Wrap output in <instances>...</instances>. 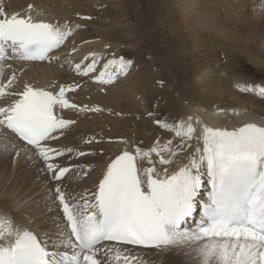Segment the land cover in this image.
Segmentation results:
<instances>
[{"label":"snow or ice","instance_id":"1","mask_svg":"<svg viewBox=\"0 0 264 264\" xmlns=\"http://www.w3.org/2000/svg\"><path fill=\"white\" fill-rule=\"evenodd\" d=\"M32 8L29 5L28 14L20 15L7 13L0 4V61L56 59L50 54L72 34L67 23L33 18ZM99 55L89 53L91 63L76 64L77 73L87 76L95 71ZM131 63L124 57L110 59L93 79L111 83ZM113 67L115 71L110 70ZM14 78L0 84V97L9 94ZM67 90L71 89L64 85L55 92L26 83L23 91L11 93L17 98L0 107V129L10 130L31 146L57 181L69 168L50 162L53 155L60 157L64 151L50 147L47 141L74 123L56 114L57 108L78 107L66 98ZM241 90L264 96V87L258 85H245ZM194 119L200 125L198 135ZM155 122L180 140L175 150L171 139L161 143L157 138L147 148L124 141L125 148L107 163L91 198L73 204L74 197L56 187L67 232L58 244L51 245L53 250L33 231L0 214V264H103L97 254L104 241L184 246L195 253L199 264H264V124L219 127L191 115L171 123ZM185 149L187 162L169 172L173 159ZM197 211L199 219L188 227ZM112 258L130 264L119 248Z\"/></svg>","mask_w":264,"mask_h":264},{"label":"rangeland","instance_id":"2","mask_svg":"<svg viewBox=\"0 0 264 264\" xmlns=\"http://www.w3.org/2000/svg\"><path fill=\"white\" fill-rule=\"evenodd\" d=\"M190 1L81 0L78 4L79 8L76 9L73 2L68 0L60 2L61 8L63 5H67V7H63L62 11L54 0H23L22 5L17 3L16 10L12 11L18 13L27 10L26 12H29L28 6L33 5L31 14L38 13L40 16L42 15L43 20L53 23L58 22L61 25L67 23L72 28V34L68 37L65 45L61 49H57L54 52L55 55H52L57 57L56 59L48 60L42 65L34 67L28 76L27 73L23 75L24 70H28L27 62L24 64L16 60L0 61V65H3L0 68L1 84H6L13 75L15 77L7 89L9 94L0 97V104H10L13 99L17 98L11 93L23 90L25 83L19 85L21 77L23 80L30 79L31 85L40 86L35 85L34 81L41 80L40 70L44 69L50 73L62 74L64 72L63 75L67 76L60 82L56 78L48 80L41 87L47 90L45 86L54 85L57 82L58 87L60 85H64L66 88L70 87L71 90L68 92L72 93L70 97L78 104V107L69 108V110H79L78 115L83 113L84 104L87 106L84 110L86 114L88 113V117L84 118L86 120L82 121L83 124L78 123V125L80 124L79 128H76L74 123L69 124L63 130L55 133L56 139L47 141L50 147L64 151L60 157L53 155L50 162L62 167H70L67 177L61 178L60 181L53 180L52 171H48L45 161L36 154L35 150H29V152L25 150L23 153H19L20 144H16L14 147L11 145L9 151L4 149V143L0 142V214L11 217L17 226L23 223L34 226L37 230L36 235L42 241L48 242L50 250H53L52 244L59 243L61 234L67 232L66 223L60 211V203L56 199V187L59 185L68 197H74L70 201L73 204L82 203L81 198H91L94 193V185H88L89 182L85 184L83 181L80 184L79 182L82 178L86 179L85 177L89 174L86 179L88 181L92 175L89 172L95 162L93 157L96 155V148L94 147H100L102 144L107 147V144H115L116 141L119 143L125 139L123 136L125 133L126 137H130L129 145L144 148L150 147L157 138L161 139L162 133L167 132L170 134V139H177L172 132L165 130L155 121L158 119L165 121L168 117L173 121H178L180 120L178 116L183 114L186 109L189 110L190 106L208 109L206 96L198 92L196 84L202 88L199 90H203L205 85L208 90L215 89L216 86L220 87L222 84V88H225L223 93L229 91L231 96L229 93V96H222L224 97L223 101L218 103L219 109L224 106L222 108L224 110L221 109L225 115L222 113L223 118L233 117V110L240 111L245 116L255 115L254 117L264 118V96L257 94L256 91L241 90V87L245 85L264 87V0ZM0 4L6 12L15 8L13 7L15 5L3 0H0ZM148 26L152 30V34L146 33ZM76 51L79 54H76ZM91 52L100 54L97 57L96 66L119 57L132 61L127 74L124 75L125 78L120 77L117 78V81L115 80L116 83L111 82L116 88L118 86V90L115 88L117 91L124 88L120 93L126 92V88L131 91V85L138 78L143 77L146 83L154 81L152 79L156 73L154 71H157L161 64L162 67H165V73L161 80H166V77H169L171 78L170 82H173L175 77L171 74L178 71L176 79L179 84L183 83L186 101L181 100L178 113L169 107L160 105L157 101L152 102L153 104L148 110L137 116L146 119L154 129L147 128L143 136L132 131L129 136L125 132L129 130V126L119 125L116 128L117 126L111 125V121H106L108 119L106 116L111 115L112 117L113 115L110 112L111 106L108 105V101H113V99L112 97L111 100L109 97L106 99L107 95H104L108 90L105 88H111V86L106 87L110 83L98 85L100 91L97 92L96 98H92V102L82 103L84 101H82L81 94H78L80 101L75 97L77 93H80L81 86L87 84V77L82 78L77 71L71 70L72 63L76 60L73 54L85 58ZM175 53L177 54L176 58L174 57ZM91 59L90 56L88 60L82 59V65L91 62ZM144 71H147L146 75L143 74ZM183 72L185 74H182ZM143 78L142 81L145 82ZM167 82L162 85L165 86ZM237 84L241 87H237ZM51 88L48 90H53ZM152 99L157 100L156 97H152ZM163 101L164 99L162 103ZM97 107L98 110H91ZM219 109H213L212 112L220 115ZM57 110L61 117L68 118V114L65 112L67 109L58 108ZM149 113L152 115L150 116ZM174 115L177 118H174ZM104 117L105 119H102ZM172 120L169 123L173 122ZM94 124H97L96 130L93 128L96 126ZM100 128L101 130H99ZM2 129H0V135ZM134 130H137L136 127ZM96 132L98 136H96ZM99 133H102L101 137L105 133L102 140ZM150 133L154 137L145 139ZM1 138L2 136H0V140ZM3 138L7 139L8 137L3 136ZM8 140L10 139L8 138ZM160 142L163 143L162 140ZM99 143L101 144L99 145ZM67 149H72V151L68 152ZM83 152L85 154L80 155ZM156 159L158 160V158ZM83 185L86 187V189L83 188L84 192L80 188ZM99 247L101 252L97 254V259H101L103 264H124L123 259L117 262L112 258L119 247L112 245ZM145 248L150 249H119L122 255L129 257L130 264H199L195 253L191 252L188 247L160 246L154 248L152 246ZM107 249L112 251L108 252ZM60 250L63 251V249Z\"/></svg>","mask_w":264,"mask_h":264},{"label":"bare ground","instance_id":"3","mask_svg":"<svg viewBox=\"0 0 264 264\" xmlns=\"http://www.w3.org/2000/svg\"><path fill=\"white\" fill-rule=\"evenodd\" d=\"M3 1H5L6 3L7 2H10L12 5H15V6H13V7H15L14 9H10L9 11H7V13H15V12H12V11H14V10H16V4L17 3H23V0H3ZM24 1H26V0H24ZM27 1H29V0H27ZM47 1H52V0H47ZM56 3L55 4H57L58 6H59V4H60V2H66V1H68V0H54ZM70 2L72 1L73 2V4L75 5L74 7H76V9H78L79 8V6H78V4L80 3V1L81 0H69ZM189 2H191L190 0H189ZM50 3V2H49ZM27 4V3H26ZM22 5V4H21ZM66 5V4H65ZM81 5V4H80ZM60 8H61V6H59ZM63 7L65 8V7H67V5L66 6H64L63 5ZM63 7L61 8L62 9V11H63ZM28 9V8H27ZM74 9V8H73ZM27 11V10H26ZM24 12V11H20V12H18L20 15H26V14H28V12ZM32 11V10H31ZM74 11H75V9H74ZM73 11V12H74ZM33 12V11H32ZM78 13V12H77ZM38 14V13H37ZM31 14L32 16H33V18H35V19H43L41 16H40V14ZM42 14V13H41ZM44 14V13H43ZM56 15V14H55ZM63 17V16H62ZM44 18H45V16H44ZM47 21V20H46ZM75 21V20H74ZM58 23V22H57ZM192 23V22H191ZM63 24V23H62ZM162 25V24H161ZM191 25V24H190ZM187 26V25H186ZM152 27V26H151ZM184 28V27H183ZM145 29V28H144ZM152 30H150V27L148 26V28L146 29V33L147 34H152L153 32H151ZM157 32V31H156ZM191 32V31H190ZM157 33H159V32H157ZM160 34V33H159ZM192 38V37H191ZM188 39V38H187ZM193 41H194V39H193ZM198 41V40H197ZM200 41V40H199ZM81 43V42H80ZM91 43V42H90ZM89 44V43H88ZM107 44V43H106ZM87 45V44H86ZM162 45V44H161ZM107 46V45H106ZM89 47V46H88ZM163 47V46H162ZM75 48V47H74ZM67 51V50H66ZM77 52V51H76ZM69 53V52H68ZM75 53V52H74ZM92 53V52H91ZM76 54H79V52H77ZM75 54V56H74V54H73V57H75L76 58V60L74 61V63H72V66H74L75 67V65L76 64H78V63H80L81 62V60L82 59H84V57H82L81 55L78 57L77 55ZM51 55H55V53L53 52ZM57 55V54H56ZM163 55L164 56H166V54L165 53H163ZM77 56V57H76ZM84 56V55H83ZM173 56V55H172ZM65 57H67V56H65ZM69 57V56H68ZM174 57L176 58L177 57V54L175 53L174 54ZM158 58V57H157ZM24 64H25V62H23ZM22 63V64H23ZM44 62H27L26 64H28L29 66H28V70H24L25 72H23V75H24V73H27V76H28V74L29 73H31V71H32V69L34 68V67H38V66H40V65H42ZM151 64H153V63H151ZM156 65V64H155ZM101 66H104V64H101ZM100 66V67H101ZM153 66V65H152ZM27 67V66H26ZM43 68V67H42ZM174 68V67H173ZM173 68L171 69V71L173 70ZM41 69V68H40ZM50 69V68H49ZM146 70V69H145ZM155 70V69H154ZM54 71V70H53ZM151 71V70H150ZM39 72V71H38ZM60 72V71H59ZM156 72V73H155ZM40 73H41V76H42V78H41V80L40 81H38V82H35L34 81V83H35V85L37 84V85H44V83L46 82V81H48V80H52V79H54V78H56L57 79V81L58 82H60V81H63L62 79H64V77L65 76H67V75H63V73L62 74H57L56 72L55 73H50V72H47V70H40ZM148 73H150V72H148ZM154 75L152 76V79L154 80V81H151V82H147L146 83V81L144 80V78L143 77H141V79L140 78H138L137 79V81L134 83V84H132L131 85V91L130 90H128V88H126V92H122V93H120V91H122V89H124V88H122L121 90H119V91H117L119 88H118V86H117V88H116V86H114V85H112V83H110V85L108 84V86H106V87H109V86H111V88L109 89V88H105V89H108V90H106L107 92L104 94V93H102V94H104V95H107L106 96V99L109 97V99L112 97V99H113V101H108V105H110L111 106V108H110V112H112V117H111V115L110 116H106V118H108V119H106V121L108 120V121H111V123H109V124H111V125H114V126H117L116 128H118L119 127V125H122L123 127L124 126H129V130L128 131H125V132H127L128 134H129V136L131 135V133H132V131H135L136 133H138L139 135H144V132H145V130H147V128H149V129H154L153 128V126L151 125V124H149L148 123V121L146 120V119H143V118H141V117H139V116H137L139 113H141V112H145L146 110H148V108L155 102V101H157V102H159V104L160 105H164V106H166V107H169V108H171L172 109V111H174L175 113H178L179 112V110H180V102H181V100L182 101H186V96H185V94H184V92H185V89H184V87H183V83H181V84H179V82L177 81V76H178V71H175L174 73H172L171 75L173 76V77H175V79H174V81L173 82H170V80L169 79H171V78H169V77H166V80H161V77L164 75V73H165V67L163 66H161V64H159V66H158V70L157 71H154ZM143 74L144 75H146L147 74V71H144L143 72ZM142 74V75H143ZM182 74H185L184 72L182 73ZM31 75V74H30ZM148 76V75H147ZM68 78H72V77H68ZM118 78H120V77H118ZM125 78V77H124ZM142 78H143V80L145 81V82H143L142 81ZM145 78H147V77H145ZM204 78H206V77H204ZM18 79V78H17ZM66 79V78H65ZM86 79V78H85ZM149 79V78H148ZM16 80V79H15ZM202 80L204 81V79L202 78ZM19 81H21V83L19 84V85H22V84H31V82L32 81H30V79H26V80H23L22 79V77L19 79ZM18 81V82H19ZM68 81V80H67ZM117 81V80H116ZM116 81H113L114 83H116ZM165 81V82H164ZM168 81V82H167ZM58 82H57V84H58ZM166 83L167 82V84L165 85V86H163L162 85V83ZM202 82V81H201ZM217 83V82H216ZM221 83H222V81H221ZM57 84H54V85H52L53 87L51 88V89H53L52 91H54V90H56L57 89V87H58V85ZM101 85V83H99V82H97V83H95V82H92L91 81V79H90V77H88L87 78V84L86 85H83V86H81L82 88L80 89L81 91H80V93H77V96H75L76 97V99L78 98V94H81V96H82V98H83V100L82 101H84V102H82V103H85V102H92V98H96L98 95V91H100L99 90V87L100 86H98V85ZM155 85V86H154ZM216 86V85H215ZM46 88H47V90L48 89H50V87H49V85H47V86H45ZM104 87V86H103ZM125 87H127V86H125ZM196 87H197V90H198V92L199 93H202V94H204L205 96H206V103H207V106L209 107L208 109H205L204 107L202 108V107H192V106H190V109L189 110H185L184 111V113L183 114H181V115H179L178 117L180 118V119H183V118H186L187 116H189V115H191V116H193L194 118L195 117H199L204 123H207L208 125H211V126H219V127H232V126H239L240 124H242L244 121H255L256 123H258V124H264V118H258V117H254V116H245L244 114H242L240 111H236V112H238L239 114H234L233 115V117L231 116V117H229V118H223V115H224V111L222 112V110H224V109H222L224 106H222V110L221 109H219L220 108V106L218 105V103H221L222 101H223V99H224V97L225 96H229L230 95V93H229V91H228V93H229V95H228V93H227V91H226V93L224 94L223 92H225V88H222V84H220V87H218V86H216L215 87V89H206V85L204 86V88H203V90H199V89H202L198 84H196ZM117 90H116V89ZM114 89V90H113ZM113 90V91H112ZM23 91V90H22ZM70 94H72V93H70V92H68V95H69V97L71 96ZM100 94V93H99ZM97 95V96H96ZM102 96V95H101ZM222 96H224V97H222ZM231 96V95H230ZM152 97H156L157 98V100H153L152 99ZM104 98V97H103ZM79 99V98H78ZM164 99V101H163V103H162V100ZM111 100V99H110ZM226 100H227V97H226ZM79 101H80V99H79ZM101 102V101H100ZM104 102V101H103ZM153 102V103H152ZM96 104V103H95ZM101 104V103H100ZM104 104V103H103ZM224 104V103H223ZM6 104L5 103H3V104H0V107H3V106H5ZM85 105L86 104H84V108L82 109L83 110V113H80V115H78L79 114V110L77 111V110H75V109H72V110H69V108L65 111L66 112V114H68L67 116H68V118L67 119H69L70 118V120H72V121H74V124H75V127L77 128L78 126L80 127V124L82 123L83 124V122L82 121H84V120H86V119H84L86 116H87V114H86V112H85ZM107 105V106H108ZM219 106V107H217V106ZM90 106V105H89ZM100 106V105H99ZM214 106H216V107H214ZM101 107H103V108H105L104 106H101ZM212 107V108H211ZM109 108V107H108ZM71 109V108H70ZM151 109V108H150ZM217 110V109H219V112H220V115L219 114H215V113H213L212 112V110ZM213 110V111H214ZM81 111V110H80ZM99 111H101V110H99ZM107 111H109V110H107ZM226 111V110H225ZM245 111V110H244ZM64 112V111H63ZM82 112V111H81ZM104 112H106V111H104ZM151 112V111H150ZM227 112V111H226ZM61 113H62V111H61ZM222 113H223V115H222ZM65 114V115H66ZM102 114V113H101ZM104 114V113H103ZM111 114V113H110ZM60 115V114H59ZM91 115H92V113H91ZM222 115V116H221ZM227 115H229V114H227ZM246 115H248V114H246ZM100 117H101V115H99ZM225 116V115H224ZM65 117V116H64ZM88 117V116H87ZM174 118H177V117H175V115L173 116ZM220 117V118H219ZM102 119H105V117L104 118H102ZM169 119V120H168ZM168 119H165V121H167V122H170V120H172L171 118H169L168 117ZM88 120V119H87ZM177 120V119H176ZM173 121V120H172ZM80 122V124L78 125V123ZM103 122V121H102ZM94 123V122H93ZM105 124H106V122H104ZM130 124H131V126H130ZM193 124L195 125V127H196V134L198 135L199 134V132H200V125H198V124H195V119L193 120ZM94 125H96V126H94L93 128H98L97 127V124H94ZM98 125H99V123H98ZM89 126H92V125H89ZM134 126V127H133ZM78 127V128H79ZM103 127V126H102ZM121 127V126H120ZM136 127V129L137 130H134V128ZM91 129H92V127H90ZM89 128V129H90ZM96 128L94 129V130H96ZM122 128V127H121ZM131 128H133L132 130H131ZM139 128H141V129H139ZM74 129V128H73ZM99 130H101V128L99 129ZM112 130V129H111ZM141 130V131H140ZM75 131H76V129H75ZM122 131V130H121ZM74 132V131H73ZM99 132V131H98ZM101 132V131H100ZM109 132V131H108ZM97 133V132H96ZM123 133V132H122ZM143 133V134H142ZM100 134V133H99ZM102 134V133H101ZM101 134L99 135L100 137H101ZM109 134V133H108ZM126 134V133H125ZM123 135V136H125V139L124 140H122V141H120L119 143L117 142H115V144L114 143H112V144H110V145H108L107 144V147L106 146H103V144L102 145H100L101 143H99V145H100V147L99 146H97V147H94V148H96V155H95V157H93V159L95 160V162H94V164H93V167H92V165H90L92 168H91V170H90V172L89 173H92V175H91V177L89 178V180L88 181H86V179H88V175H87V177H85L86 179H84V178H82L81 179V181L79 182V184L83 181V183L85 184V183H88L89 182V184L88 185H91V186H93L94 185V188H93V191L95 192V190H96V186H97V184H98V182H99V179L102 177V174H103V171H104V168L106 167V165H107V163H109L110 162V160L114 157V156H116L117 154H119L124 148H125V143H124V141H127L128 142V140L130 139V137H126L127 135ZM151 134V135H150ZM147 137H145V139H147V138H149V137H151V138H153L154 136H152L153 134L152 133H150ZM104 135H105V133H103V137H104ZM0 136H2V138H1V140H0V142H3L4 143V145H5V147H4V149L6 148L7 150H9L10 151V149H9V147H11V145H12V147H14V145H16V144H20V149H19V153H23L25 150L27 151L28 150V152H29V150H31V147L30 146H27V145H25V144H23L22 142H20V140L19 139H17V137L11 132V131H9V130H7L6 128L5 129H2V132H1V135ZM3 136H5L6 138L8 137L10 140H8V138L7 139H5V138H3ZM96 136H98V133H97V135ZM122 136V137H123ZM141 136V137H142ZM103 137H101V140H102V138ZM91 138V137H90ZM137 138V137H136ZM143 138V137H142ZM144 139V138H143ZM100 140V139H99ZM160 140H162V142H164V141H167V140H170V134L169 133H162L161 134V139ZM171 140H173L174 141V143H173V148H174V150H175V147H176V145H178V144H180V140L177 138V139H171ZM113 142V141H112ZM191 144H192V147H193V149L195 148V146H196V141H195V138H193V140L190 142ZM8 144H9V146H8ZM131 144V143H130ZM93 148V149H94ZM108 149V150H107ZM104 150V151H103ZM109 151L108 153H107V151ZM17 151V150H16ZM107 153V155H105ZM112 154V155H111ZM189 153L187 152V149H185V151H183V152H180V154L179 155H177L174 159H173V162H172V164H171V166L169 167V172H171V171H174V170H176L178 167H179V165L181 164V163H183V162H187V160H186V157H187V155H188ZM71 172V171H70ZM85 172H87V171H85ZM84 172V173H85ZM67 173L62 177V179L63 178H66L67 176ZM93 177V178H92ZM79 184H78V186H79ZM87 186V185H86ZM85 186L83 185V186H81L80 188H82V191H83V188H84ZM88 188V187H87ZM85 189H86V187H85ZM90 190V189H89ZM87 191V190H86ZM84 192V191H83ZM89 192H91V191H89ZM87 193V192H86ZM23 201V200H22ZM24 202V201H23ZM24 204V203H23ZM27 206V205H26ZM37 210V209H36ZM52 216V215H51ZM66 223V222H65ZM17 224V223H16ZM19 225V224H18ZM19 227H26V228H28L29 230H31V231H33L35 234H37L36 233V229L34 228V226H32L31 224H25V223H23V224H21V225H19ZM40 231V230H39ZM38 231V232H39ZM42 233V232H41ZM39 234V233H38ZM38 236V235H37ZM38 238H39V236H38ZM46 239V238H45ZM42 241V240H41ZM102 245H112V246H116V247H119L120 249H130V250H137V249H139V250H141V249H150V248H145V247H135V246H130V245H125V244H118V243H114V242H104V243H102ZM154 247V246H153ZM155 248V247H154Z\"/></svg>","mask_w":264,"mask_h":264}]
</instances>
